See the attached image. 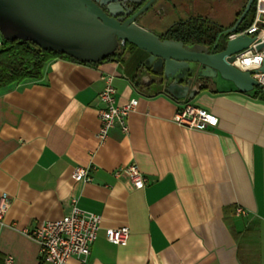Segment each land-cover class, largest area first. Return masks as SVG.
<instances>
[{"label":"crops","instance_id":"obj_1","mask_svg":"<svg viewBox=\"0 0 264 264\" xmlns=\"http://www.w3.org/2000/svg\"><path fill=\"white\" fill-rule=\"evenodd\" d=\"M183 1L158 0L161 21L144 24L163 32L187 18ZM140 55L55 58L40 79L0 89V196H10L0 264H51L24 228L62 217L74 198L102 217L88 264H264V99L221 76L193 98H178ZM109 74L118 103H139L129 132L114 128L100 144L98 95ZM185 101L218 123L201 129L175 122ZM130 162L150 179L145 187L116 174ZM76 166L90 167L92 179L76 180ZM123 225L128 242H111L106 229ZM65 264L81 263L73 257Z\"/></svg>","mask_w":264,"mask_h":264},{"label":"water","instance_id":"obj_2","mask_svg":"<svg viewBox=\"0 0 264 264\" xmlns=\"http://www.w3.org/2000/svg\"><path fill=\"white\" fill-rule=\"evenodd\" d=\"M158 0H28L12 5L11 13L0 11V35L5 39L31 41L41 48L58 50L81 61L117 60V53H140L142 64L156 81L178 98H193L214 78L231 80L243 92L262 90L255 73L264 72V63L243 70L233 64L235 53L254 42L251 34L219 37L206 41H185L169 36L171 23L156 32L144 22L158 23L162 11ZM254 0H248L235 23L225 33L238 30ZM37 16V17H36ZM181 25V26H182ZM264 47V43L257 46Z\"/></svg>","mask_w":264,"mask_h":264},{"label":"built area","instance_id":"obj_3","mask_svg":"<svg viewBox=\"0 0 264 264\" xmlns=\"http://www.w3.org/2000/svg\"><path fill=\"white\" fill-rule=\"evenodd\" d=\"M254 13L251 23L243 29H238L227 34L228 38H234L240 34H251L255 37L253 43L247 48L235 53L233 64L239 68L255 69L264 63V47L257 46L264 43V0H254ZM2 37L0 35V46ZM249 65L245 66V60ZM264 83V72L254 74ZM107 83L100 91L98 99V115L100 128L97 138L100 144H104L114 128L121 129L124 133L129 132L128 116L135 111L139 99L132 97L128 101L118 103L117 89L112 83L113 75L106 77ZM174 121L189 128H207L218 123V117L208 110L197 106L191 101H185L174 114ZM127 172L132 184L136 188L145 187L150 179L145 175L136 162H130L120 166L116 174ZM76 180H91L90 167L76 166L73 171ZM71 210L60 218L42 220L33 228H24L25 233L35 238L40 245L41 259L51 264H65L75 257L81 264H88L91 246L97 238L101 228L102 217L99 213L81 208L74 198ZM10 205V196L3 192L0 196V222ZM239 211H243L241 208ZM130 235L127 225L108 227L107 238L116 244H126ZM9 261L11 258L8 259Z\"/></svg>","mask_w":264,"mask_h":264},{"label":"trees","instance_id":"obj_4","mask_svg":"<svg viewBox=\"0 0 264 264\" xmlns=\"http://www.w3.org/2000/svg\"><path fill=\"white\" fill-rule=\"evenodd\" d=\"M243 9H239L236 12L235 20L228 27L235 23ZM253 13L254 4L239 24L238 29H243L251 23ZM205 18L208 19V17ZM189 20L182 26L173 27L169 32V36L185 41H206L211 45L217 41L218 34L222 28L220 24L207 20L210 23L203 22L197 25L192 24ZM225 39L220 44L221 48L224 46ZM121 55L120 52L116 54L117 57H122ZM55 58L72 59L73 56L58 50L41 48L31 41L10 40L2 37L0 46V89L13 83H21L25 79H40L43 76L46 63ZM213 89L215 88L213 87ZM256 93L264 99V92L262 90H257ZM250 264L258 263L253 260Z\"/></svg>","mask_w":264,"mask_h":264},{"label":"rangeland","instance_id":"obj_5","mask_svg":"<svg viewBox=\"0 0 264 264\" xmlns=\"http://www.w3.org/2000/svg\"><path fill=\"white\" fill-rule=\"evenodd\" d=\"M28 0H0V11L11 13L12 5L25 3ZM195 5H199V14H202L210 21H215L222 28H227L236 17V12L242 10L248 0H193ZM196 12L190 8V13ZM37 17V16H36ZM210 23V22H208Z\"/></svg>","mask_w":264,"mask_h":264},{"label":"flooded vegetation","instance_id":"obj_6","mask_svg":"<svg viewBox=\"0 0 264 264\" xmlns=\"http://www.w3.org/2000/svg\"><path fill=\"white\" fill-rule=\"evenodd\" d=\"M194 2L195 1H193V0H185V1H183L182 3H181V9H183V10H185V9H188V11H189V16L187 17V18H182L180 21H185V23L186 22H188L187 20H189V21H191L192 22V24H197V25H199V24H202L203 22H206V23H208V21L207 20H209V19H206L205 17L206 16H204V15H202V14H199L198 12L200 11V8L201 7H199V5L197 6V5H195L194 4ZM192 7V10L193 11H196V12H193L192 13V11H191V13H190V8ZM195 21V23H193ZM205 23V24H206ZM182 24H180V26H181ZM225 30H226V28L224 29V28H221V31L219 32V34H218V37H219V42H220V44L223 42V40L226 38V36H227V33H225Z\"/></svg>","mask_w":264,"mask_h":264},{"label":"bare ground","instance_id":"obj_7","mask_svg":"<svg viewBox=\"0 0 264 264\" xmlns=\"http://www.w3.org/2000/svg\"><path fill=\"white\" fill-rule=\"evenodd\" d=\"M247 62H249V61L246 59L245 62H244V65L245 66H248L249 65Z\"/></svg>","mask_w":264,"mask_h":264}]
</instances>
